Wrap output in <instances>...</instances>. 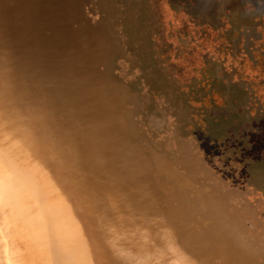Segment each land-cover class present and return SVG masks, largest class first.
I'll use <instances>...</instances> for the list:
<instances>
[{
  "label": "bare ground",
  "instance_id": "6f19581e",
  "mask_svg": "<svg viewBox=\"0 0 264 264\" xmlns=\"http://www.w3.org/2000/svg\"><path fill=\"white\" fill-rule=\"evenodd\" d=\"M87 1L0 0L2 264H224L181 245L192 183L132 135Z\"/></svg>",
  "mask_w": 264,
  "mask_h": 264
},
{
  "label": "rangeland",
  "instance_id": "374dc122",
  "mask_svg": "<svg viewBox=\"0 0 264 264\" xmlns=\"http://www.w3.org/2000/svg\"><path fill=\"white\" fill-rule=\"evenodd\" d=\"M84 10L113 42L105 68L132 135L206 202L203 213L168 195L187 247L218 263L264 264V211L253 210L264 201V0H88ZM149 116L164 118L162 130ZM216 212L228 223L218 239L202 225Z\"/></svg>",
  "mask_w": 264,
  "mask_h": 264
},
{
  "label": "flooded vegetation",
  "instance_id": "af4514ba",
  "mask_svg": "<svg viewBox=\"0 0 264 264\" xmlns=\"http://www.w3.org/2000/svg\"><path fill=\"white\" fill-rule=\"evenodd\" d=\"M161 116H162V115H161ZM147 121H148V126L150 127V129H152V130H154V131H157V132L160 131V130H162L161 128L163 127L164 122H165L164 118H161V119L159 120V119H156L154 116H149ZM159 125H160V126H159ZM166 145L169 146V147H171V142L168 141V142L166 143ZM159 149H161L160 146H159ZM156 151L158 152V150H156ZM158 153H159V152H158ZM174 165H175V164H174ZM189 180H190V179H189ZM190 182L192 183L193 190L186 189V190L182 191V190H180L178 187H176V186L174 185V188H175V189H174L175 191H173V192H175L174 194H176L177 191H178V194H180V195H184V197L186 198L185 201H189V200H190L191 203L195 206V208H197L198 210H200V211L203 212V213L208 212L207 209H206V206H207V205H206V202H205V200L203 199L201 192L198 190L196 184H195L192 180H190ZM167 183H168V182H167ZM246 187H247V186H246ZM247 189H248V188H247ZM184 193L187 194V195H185ZM248 194H249L250 197H253V195L250 193L249 190H248ZM254 196H255V195H254ZM167 199H168V197L165 199V204H166V206H167V211H166V213H167V215H168L169 218H171V219H175V220L179 223V225H180L179 241H180L181 245L184 246L187 250L193 252L194 255H195L196 257L201 258L200 255L197 253V251H196L194 245H193L192 248L187 247V244L183 241V236H182L183 229H181V222H180V220H178L176 217L171 216L172 214L170 215V213H171V209L169 208V205H168V203H167ZM186 205H187V204H186ZM249 205H251V203H248V202L246 201L245 206H246V207H249ZM262 209H263V210H262ZM251 210H252V209H251ZM253 210H254L255 212H258V211H260V210H261V211H264V201H263V203H262V201H260L259 203H256V205L253 206ZM221 218H224V217H221V216L219 215V213L216 212V216H215V218L212 220V222H211V221H210V222L203 221V223H202V225H204V223H206V225H211V224L213 225L212 229H209V231H211V236H212V238H217V239H218L219 236L222 235L221 233H224L225 227L227 228V226H228V223H223V222H225L226 220H223V219H221ZM181 219H182L183 223L188 221V220H187V217H181ZM185 219H186V220H185ZM219 220H220V222H219ZM187 225L189 226V228L194 226L196 229H199V228L195 225V223H193V222H189ZM206 225H204V227H205ZM249 225L252 227L251 224H249ZM202 259H203V258H202ZM224 264H225V263H224Z\"/></svg>",
  "mask_w": 264,
  "mask_h": 264
}]
</instances>
